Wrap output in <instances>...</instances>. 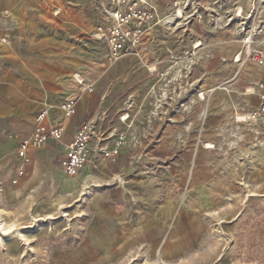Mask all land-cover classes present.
<instances>
[{"label": "rangeland", "instance_id": "rangeland-1", "mask_svg": "<svg viewBox=\"0 0 264 264\" xmlns=\"http://www.w3.org/2000/svg\"><path fill=\"white\" fill-rule=\"evenodd\" d=\"M62 1L56 5L62 7ZM102 1L98 0L99 9L81 3L87 27L78 36L60 29L66 23L51 13L52 1L42 2L32 28L25 30L0 0V221L20 229L50 218L34 230L20 231L22 238H0V264L99 261L100 254L77 256L89 232L104 229L96 221L93 199L103 185L123 186L137 173L144 175L150 188L147 196L152 198L154 188L158 198L226 202L207 208L213 209L207 218L214 253L202 264H264V129L258 122H242L254 104L248 98L255 95V83L239 81L243 70L237 72L233 60L239 49L234 16L238 0H197L196 10H187L184 19L149 28L141 56L120 60H111L106 46L91 32L104 15ZM165 5L163 13L172 9L171 0ZM67 38H77L82 45L71 73H81L109 102L106 121H119L118 128H111L124 136L121 153L127 151L132 158L120 179L113 174L124 172V166L110 170L107 180L97 179L96 172L71 178L55 167L53 189L47 188L45 178L43 187L36 188L21 169L28 162H23L18 146L32 135L35 113L48 107L38 110L32 103L37 78L31 66L50 64L46 48ZM210 80L216 86L213 92L206 89ZM219 88L233 100L222 102L221 97L211 105L208 99ZM216 113L222 118L218 120ZM127 114L129 119L122 121ZM163 149L166 152L159 153ZM188 149L192 155L185 158L182 154ZM139 154L143 157H136ZM129 264L159 262L137 256Z\"/></svg>", "mask_w": 264, "mask_h": 264}, {"label": "crops", "instance_id": "crops-1", "mask_svg": "<svg viewBox=\"0 0 264 264\" xmlns=\"http://www.w3.org/2000/svg\"><path fill=\"white\" fill-rule=\"evenodd\" d=\"M43 1H52L51 13L62 16L61 18L66 25H61L60 29L76 32L78 36H82L79 34L80 31H84L87 27L86 19L81 16L84 8L82 4H92L94 8H98L100 5L98 0H78V2L68 0V3H64L62 0H4L3 7L9 8L19 27L26 30L32 28V24L38 16L37 9L42 6ZM59 1L63 2L62 7L56 5V2ZM165 2L168 0H161L159 6L162 14H166L161 10V6H164ZM104 3L102 1L103 6L105 5L104 15L98 24L104 20L106 14L108 6L106 0ZM237 4L246 12L251 7L250 0H238ZM67 14L77 16L68 18ZM98 24L94 26L91 32H94ZM225 37L231 38L227 34ZM80 47L82 48V45L77 38L57 40L46 48L45 58L48 56L50 64L40 67L31 66V69L36 71L37 78L34 84H37L34 95L31 97L35 101L31 102L38 110L48 106L45 108L47 110L45 119L47 127L61 126L64 130L60 140L50 139L41 147L31 146L28 150L29 162L21 169L30 175V183L36 188L43 187L45 178L47 188L53 189L54 173L52 169L56 167L59 173H63L60 162L65 158L73 137L86 121L99 118L98 126L103 130H112V124L116 128L120 125L116 118L106 121L108 118L106 112H109L111 106L100 92L94 90L91 93H82L73 79V75L77 72L75 71L73 74L71 72L79 63ZM21 64L18 66L20 67ZM236 69L237 72H240L237 65ZM240 70H243V73L239 81L250 80V82L255 83L254 86L260 82L264 83V67L248 63ZM242 82H239V85ZM213 88H216L214 81H208L206 89L213 92ZM241 89L243 90L245 87L242 88L241 85ZM223 90L227 91V88ZM228 93L219 88V91L211 94L208 100L211 105L218 102L217 100L221 97H224L222 102L224 100L225 102L232 101L233 99L231 100ZM68 99L76 100L75 113L70 119L64 117L59 107L61 102ZM248 99L254 103L249 109L250 111L259 104V98L255 93ZM38 112L35 113V116ZM213 115L219 116L217 117L218 120L222 118L220 114ZM165 131L164 133L167 134V130ZM189 142H193V140ZM165 152L164 149L159 151V153ZM191 155L192 152L189 149L182 154L185 158L188 156L190 158ZM261 155L264 158V149ZM139 156L143 157L140 154L136 155V157ZM130 158L132 157L125 151L115 159L99 160L96 165H88L77 177L92 175L96 172L95 174L100 175L96 178L103 180L107 178L110 170L112 171L117 166H124L123 168L126 169L124 172L119 170L115 174L112 173L120 179L127 172L128 159ZM263 168L264 165L261 173H264ZM143 176V174L137 173L123 186L113 185L110 189H105L106 185L102 186V191L95 196L92 206L93 212L97 216L96 221L100 220L99 222L104 225V229L90 231L86 241L80 246L77 256L81 258L82 256L100 254V260H96L92 264H129L136 261L137 256L147 258V260H156L159 264H202L208 256L213 259V233L208 225L209 218H207V214H212L213 209L210 211L207 208L224 206L226 202H222L220 205L219 200L214 199H181L172 196L158 198L159 193L154 188H152L153 192L157 196L154 195L155 198H152L147 196L150 188L147 187V182ZM70 182V179H67L66 183L70 185ZM9 185L13 187V184L10 183ZM174 186L173 183L171 190H174Z\"/></svg>", "mask_w": 264, "mask_h": 264}, {"label": "built area", "instance_id": "built-area-1", "mask_svg": "<svg viewBox=\"0 0 264 264\" xmlns=\"http://www.w3.org/2000/svg\"><path fill=\"white\" fill-rule=\"evenodd\" d=\"M198 1L172 0V9L162 14L159 9L161 0H106L108 6L104 20L95 28L93 36L106 45L111 60H120L129 55L141 56L144 35L149 28L157 24H175L184 19L187 10H196ZM250 3L247 12L237 4L234 13L238 20L239 49L233 60L238 71L248 63L264 67V0H250ZM73 79L80 92L94 91L93 85L81 73H75ZM254 89L259 104L242 117V122H258L264 129V83H257ZM201 96L205 99L204 94ZM75 104V99L60 103L65 118L70 119L74 115ZM46 116V109L39 111L35 116L32 135L20 140L18 146L23 162H29V146L39 148L50 139L62 138L63 128L47 127ZM123 117L122 121L129 119L128 114ZM98 124L99 118L89 119L73 137L65 158L60 162V168L67 176L77 177L88 165H96L99 160H112L120 155L125 146L124 136L116 129L103 130Z\"/></svg>", "mask_w": 264, "mask_h": 264}, {"label": "bare ground", "instance_id": "bare-ground-1", "mask_svg": "<svg viewBox=\"0 0 264 264\" xmlns=\"http://www.w3.org/2000/svg\"><path fill=\"white\" fill-rule=\"evenodd\" d=\"M193 1H196V0H193ZM181 17H183V16H181ZM123 119H126V117H123ZM50 220V218H46V219H38V220H34V222H33V225H31V226H29V227H27L28 229H32V228H35L38 224L37 223H39V222H42V224H47L46 223V221L47 220ZM0 229L4 232V233H9L10 231H12L13 230V227H8V226H6L3 222H1L0 221ZM13 236H18V237H23V235H17V234H15V235H13Z\"/></svg>", "mask_w": 264, "mask_h": 264}, {"label": "water", "instance_id": "water-1", "mask_svg": "<svg viewBox=\"0 0 264 264\" xmlns=\"http://www.w3.org/2000/svg\"><path fill=\"white\" fill-rule=\"evenodd\" d=\"M29 226H31V225H29ZM29 226H25V227H22V228H20V229H16V228H13V230L12 231H10L9 233H4L1 229H0V238L3 240V239H7V238H9V237H12L13 235H15V234H19L20 233V231H23V230H34L35 228H32V229H28L27 227H29Z\"/></svg>", "mask_w": 264, "mask_h": 264}]
</instances>
